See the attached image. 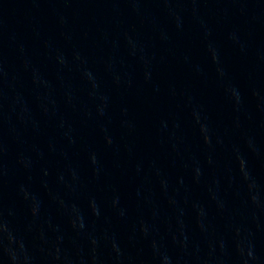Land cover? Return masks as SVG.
Instances as JSON below:
<instances>
[{"label":"water","instance_id":"water-1","mask_svg":"<svg viewBox=\"0 0 264 264\" xmlns=\"http://www.w3.org/2000/svg\"><path fill=\"white\" fill-rule=\"evenodd\" d=\"M0 264H264V0H0Z\"/></svg>","mask_w":264,"mask_h":264}]
</instances>
